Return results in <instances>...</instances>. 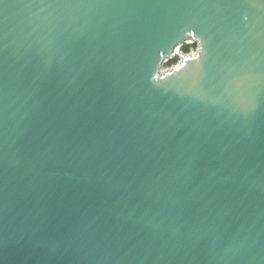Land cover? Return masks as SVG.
I'll list each match as a JSON object with an SVG mask.
<instances>
[{"label": "water", "instance_id": "1", "mask_svg": "<svg viewBox=\"0 0 264 264\" xmlns=\"http://www.w3.org/2000/svg\"><path fill=\"white\" fill-rule=\"evenodd\" d=\"M0 264H264V0H0Z\"/></svg>", "mask_w": 264, "mask_h": 264}, {"label": "trees", "instance_id": "2", "mask_svg": "<svg viewBox=\"0 0 264 264\" xmlns=\"http://www.w3.org/2000/svg\"><path fill=\"white\" fill-rule=\"evenodd\" d=\"M196 44L194 43H188V44H183L180 47V50L183 51L184 53H187L191 48H194ZM178 60L177 56H174L173 58L169 59L166 63H164V66L168 67L172 64H175Z\"/></svg>", "mask_w": 264, "mask_h": 264}, {"label": "rangeland", "instance_id": "3", "mask_svg": "<svg viewBox=\"0 0 264 264\" xmlns=\"http://www.w3.org/2000/svg\"><path fill=\"white\" fill-rule=\"evenodd\" d=\"M196 48V46L194 47V49ZM178 50H180V48H178ZM164 67H166V66H164Z\"/></svg>", "mask_w": 264, "mask_h": 264}, {"label": "bare ground", "instance_id": "4", "mask_svg": "<svg viewBox=\"0 0 264 264\" xmlns=\"http://www.w3.org/2000/svg\"><path fill=\"white\" fill-rule=\"evenodd\" d=\"M178 49L175 50V52L177 51Z\"/></svg>", "mask_w": 264, "mask_h": 264}, {"label": "built area", "instance_id": "5", "mask_svg": "<svg viewBox=\"0 0 264 264\" xmlns=\"http://www.w3.org/2000/svg\"><path fill=\"white\" fill-rule=\"evenodd\" d=\"M191 49H194V48H191ZM177 51H179V50H177Z\"/></svg>", "mask_w": 264, "mask_h": 264}]
</instances>
